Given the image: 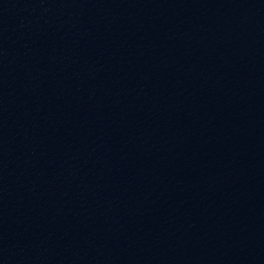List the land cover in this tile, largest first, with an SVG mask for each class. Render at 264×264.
<instances>
[{
  "label": "water",
  "instance_id": "95a60500",
  "mask_svg": "<svg viewBox=\"0 0 264 264\" xmlns=\"http://www.w3.org/2000/svg\"><path fill=\"white\" fill-rule=\"evenodd\" d=\"M0 264H264V0H0Z\"/></svg>",
  "mask_w": 264,
  "mask_h": 264
}]
</instances>
